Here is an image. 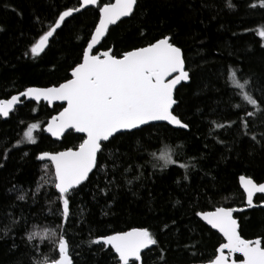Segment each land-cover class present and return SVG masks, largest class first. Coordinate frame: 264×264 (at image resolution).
<instances>
[{
	"label": "trees",
	"instance_id": "obj_1",
	"mask_svg": "<svg viewBox=\"0 0 264 264\" xmlns=\"http://www.w3.org/2000/svg\"><path fill=\"white\" fill-rule=\"evenodd\" d=\"M253 2L256 0H231L235 8H229L228 0H139L137 21L146 36L141 38L136 27L125 24L112 33L108 44L124 51L163 34L178 38L192 73L191 82L180 93L179 109L190 130L161 124L137 136L116 140L104 153L106 168L96 173L93 183L81 186L82 190L74 194L71 216L63 227L57 211L60 205L54 174L50 168L45 172L44 162L35 157L41 151L74 147L80 141L67 134L55 141L42 131L60 110L59 105L51 108L44 102H25L7 120L0 117V154L8 155L7 159L0 156V264H43L45 258L49 262L56 258V237L43 242L39 238L27 241L29 232L45 229L67 235L74 264H113L108 253L98 251L90 241L99 235L140 226L150 228L159 241L146 264H160V249L167 264L208 261L224 240L194 211L245 205L239 186L243 174L264 182V147L253 146L250 141L252 135L259 139L264 127L258 121L249 128L236 124L231 129L216 126L236 121L234 113L241 111L243 115V111L234 105H246L230 79L226 83L230 76L227 68L253 77L257 97V89L264 87V42L254 31H245L264 26V10L248 7ZM74 6L77 0H0V27L4 29L0 32V99L27 87L63 82L83 45V39L78 37L87 38L95 21L93 12L70 23L40 56L24 53L51 25L58 11ZM233 92L236 94L230 96ZM31 123L41 124V130L34 133L39 141L36 145L23 138ZM221 140L224 143H219ZM16 144L22 151L14 147ZM165 146L177 161L166 169L163 161L151 155L158 157ZM181 163L188 165V179H184ZM108 178L114 183L108 186L105 196L101 189H105ZM21 195L24 200L18 199ZM237 216L245 238L264 235V208ZM13 220L18 222L15 226ZM164 225H168L167 230H162Z\"/></svg>",
	"mask_w": 264,
	"mask_h": 264
},
{
	"label": "snow or ice",
	"instance_id": "obj_2",
	"mask_svg": "<svg viewBox=\"0 0 264 264\" xmlns=\"http://www.w3.org/2000/svg\"><path fill=\"white\" fill-rule=\"evenodd\" d=\"M227 6L235 8L231 0H228ZM248 7L264 10V0H256ZM138 9L139 0H77V6L58 11L51 25L24 55L40 56L48 48L49 42L70 23L93 12L95 21L88 30L87 38L78 37L83 39V45L77 58L69 65L63 82L47 87H27L9 99H0L2 118H9L25 102H35L36 105L44 102L46 106H55L59 102L60 110L50 117L42 131L58 140L64 139L67 134L80 141L78 145L62 151H41L35 157L44 162L42 167L45 172L50 168L54 174L53 185L60 205L57 211L60 213L61 227L67 225L71 216L74 194L82 190L81 186L93 183L92 178L96 173L106 168L104 153L116 140L137 136L161 124L164 127L190 130L189 123L179 115V109L182 104L180 93L191 82L192 73L178 38L163 34L143 46L124 51L118 50L115 44H108L112 33L125 24L136 27L141 38L146 36L143 26L137 21ZM3 31L0 27V32ZM245 31H254L264 42V26L258 30ZM261 47H264V43H261ZM227 71L230 76L226 78V83L230 79L231 86L239 90L246 105H234L243 111V115L241 111L234 113L236 121L216 126L231 129L236 124L241 128H249L258 121L264 127V87L257 89L260 93L257 97L253 91L257 88L253 77L238 75L240 70L237 69L227 68ZM235 94L233 92L230 96ZM38 130H41V124L31 123L23 132L24 141L36 145L39 141L34 133ZM242 135L247 136L248 132ZM250 141L253 146L260 144L264 147V132L260 133L259 139L256 135L250 136ZM14 147L22 151L20 144ZM23 155L28 156L29 153L23 152ZM151 155L163 161L165 169L177 164L172 150L167 146L158 157L155 153ZM0 156L8 158L7 153ZM0 167L3 165L0 164ZM179 167L185 169L184 179H188V165L181 163ZM113 183V179H106L105 189H101L105 196L108 195L106 189ZM131 183L129 180L128 184ZM239 184L246 194L247 207H264V204L254 203L257 194H261L260 199L264 200V183L241 175ZM18 199L24 200L25 197L21 195ZM238 211L243 209L219 206L210 211H194L193 214L200 221L205 222L210 229L217 230L224 240L207 264H264V235L253 239L244 238L241 221L234 216ZM17 223L13 220L12 225ZM172 223L175 224V221ZM167 228L168 225H164L162 230ZM53 237H56V258L50 262L45 258L43 264H74L66 234L58 235L57 231L48 229L31 231L27 234V241L39 238L43 242ZM90 245H96L98 251L108 253L113 264H146L149 253L153 251V246H159V241L150 228L140 226L99 235L90 241ZM12 246L16 247L14 240ZM160 253V264H167L163 249H160ZM192 255L196 253L192 252Z\"/></svg>",
	"mask_w": 264,
	"mask_h": 264
},
{
	"label": "water",
	"instance_id": "obj_3",
	"mask_svg": "<svg viewBox=\"0 0 264 264\" xmlns=\"http://www.w3.org/2000/svg\"><path fill=\"white\" fill-rule=\"evenodd\" d=\"M50 43V42H49ZM31 87H42V86H31ZM47 87V86H46ZM17 94V93H16ZM11 97V96H10ZM9 97V98H10ZM9 98H6V99H9ZM56 105H59V102H57V104ZM51 108L52 107H54V106H50ZM15 111V110H14ZM57 114V113H56ZM11 115V114H10ZM55 115V114H54ZM4 120H7L8 118H3ZM46 127V124L43 126V129ZM172 127V126H171ZM46 135H48L49 137H51V135L50 134H48V133H46V132H44ZM66 135V134H65ZM53 140H55V141H61V140H58L57 138H55V137H51ZM62 150H65V149H62ZM62 150H59V151H62ZM51 152H57V151H51ZM244 176H247V177H251V176H249V175H245V174H243ZM251 178H253V177H251ZM254 179V178H253ZM257 182V181H256ZM259 183V182H258ZM261 183H264V182H261ZM239 186H240V188H241V190L243 191V188H242V186L239 184ZM244 193V192H243ZM244 195H245V205H243V206H224V207H233V208H237V209H243V211H238V212H236V213H234V216L239 220V217L237 216V214H240V213H243V212H245V211H248V210H251V209H254V208H249V207H247V205H246V194L244 193ZM259 195H261V194H257V196H259ZM257 196L256 197H254V203H257L256 202V198H257ZM257 204H264V202H261V203H257ZM257 208V207H256ZM262 208H264V207H262ZM211 210H213V209H211ZM206 211H210V210H206ZM203 222V221H202ZM205 223V222H204ZM206 224V223H205ZM208 226V225H207ZM208 227H210V226H208ZM214 230V229H213ZM214 231H216L217 232V230H214ZM218 233V232H217ZM221 237H222V234H220V233H218ZM223 238V237H222ZM245 238V237H244ZM247 239V238H246ZM154 247V246H153ZM71 254V253H70ZM143 255V254H142ZM238 257H239V254H237V260H239L238 259ZM191 264H207V262H198V263H191Z\"/></svg>",
	"mask_w": 264,
	"mask_h": 264
},
{
	"label": "flooded vegetation",
	"instance_id": "obj_4",
	"mask_svg": "<svg viewBox=\"0 0 264 264\" xmlns=\"http://www.w3.org/2000/svg\"><path fill=\"white\" fill-rule=\"evenodd\" d=\"M260 196H261V195L257 196V198H256V202H257V203L264 202V200H261V199H260ZM260 200H261V201H260ZM257 208H258V207H257ZM238 259H240V257H238Z\"/></svg>",
	"mask_w": 264,
	"mask_h": 264
}]
</instances>
